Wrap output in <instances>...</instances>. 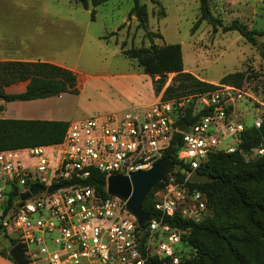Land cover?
<instances>
[{"label": "built area", "instance_id": "obj_1", "mask_svg": "<svg viewBox=\"0 0 264 264\" xmlns=\"http://www.w3.org/2000/svg\"><path fill=\"white\" fill-rule=\"evenodd\" d=\"M191 108V118L208 113L189 125ZM247 124L260 129L263 121L236 117L217 90L70 123L57 145L2 151V227L22 245L29 264H180L187 230L173 222H197L208 212L206 195L193 189L189 178L211 155L241 151ZM176 142V157L189 174L181 181L168 175L169 184L157 192L153 212L140 228L127 203L108 193V179L151 170ZM252 151L264 155V148ZM93 172L106 177V195L81 182ZM63 184L66 188L57 192L21 200L33 186ZM176 190L179 202L171 197Z\"/></svg>", "mask_w": 264, "mask_h": 264}, {"label": "rangeland", "instance_id": "obj_2", "mask_svg": "<svg viewBox=\"0 0 264 264\" xmlns=\"http://www.w3.org/2000/svg\"><path fill=\"white\" fill-rule=\"evenodd\" d=\"M12 1L1 0L2 22L5 25L12 22L24 24L31 19L33 26L46 24L50 33L55 34V39L49 40L54 46L48 49L64 59L67 68L78 75L79 94L65 96L52 108L57 116L71 123L125 114L133 107H151L163 100L164 91L176 75H168L163 91L157 96L153 82L160 77L145 75L137 61L128 59L123 53V48H149L148 32L162 35V38L154 39L159 47L180 44L185 72L217 86L221 96L231 104L236 117L249 123L256 118L264 122V37H257L258 44L252 45L237 32L225 33L222 27L214 32L212 24L206 20L196 27L201 20L199 0H143L141 5L145 6L147 30L141 26L137 15L131 16L133 0H110L94 8L95 20L91 16L92 10H85L73 0H21L23 9L27 10L21 16L12 14ZM209 4L212 15L223 26L239 21L250 30H264V0H209ZM42 10H47L48 15H43ZM131 73L136 78L128 81L131 89L118 91L113 85L114 78ZM237 73L242 76L241 86L221 84L224 77ZM191 96L195 95L170 100ZM150 97H153V103L141 105V101ZM10 107L7 114L20 110ZM48 153L52 155V152ZM260 157L252 151L251 155H246V160L253 162ZM247 189L255 197L264 198V180ZM158 191L153 194V200L157 199ZM178 193L181 191H174L171 197L179 202L181 197ZM213 206L214 210L208 207L200 221H188L201 224L213 217L212 224L238 227L243 232V240L256 239V230L249 223L246 211L237 206L233 197L221 193ZM255 220L264 227V217L258 216ZM6 235L12 236L11 232L0 229V251L10 255L13 247ZM189 236L208 254V264L224 258L226 262L230 261V252L223 243L215 244L205 233L192 234L190 229L187 230ZM236 250L240 254L246 253L245 247L237 245ZM200 256L197 250H193L190 260L197 264L196 259Z\"/></svg>", "mask_w": 264, "mask_h": 264}, {"label": "trees", "instance_id": "obj_3", "mask_svg": "<svg viewBox=\"0 0 264 264\" xmlns=\"http://www.w3.org/2000/svg\"><path fill=\"white\" fill-rule=\"evenodd\" d=\"M110 0H73L74 3L81 5L85 10H92L91 16L95 20V10L99 6L108 3ZM143 0H133L134 6L131 10V16L137 15L141 26L146 28L145 6L141 5ZM201 9V20L196 27L204 20L209 21L214 32L218 27H222L225 33L237 32L247 43L257 45V37H264V30H250L246 24L239 21L232 22L229 26H223L222 22L216 19L210 10L209 0H199ZM158 4V2H156ZM151 46L149 48H132L123 53L128 59L136 60L139 68L145 75L151 77L159 76L160 79L154 81V90L158 96L166 85V79L169 74H175L173 83L164 91L163 101H168L174 97H183L189 95L207 94L218 89L217 86L203 82L190 73L185 72L182 46L180 44H166L162 47L154 43L155 38H162L161 34L147 33ZM241 74H231L221 80L222 85L241 86ZM19 83H28L26 90L19 94H9L6 88ZM78 75L70 69L60 67L50 63L43 62H22L10 61L0 62V103L10 102H29L40 99L58 97L62 94L78 95ZM4 110L0 106V113ZM192 108L189 110V116L185 121L190 125L195 123L208 112L203 111L199 117L191 118ZM70 123L54 120H13L0 119V152L6 150H19L25 148H36L41 146H52L60 144L66 135ZM180 138L177 137V142ZM174 143L166 158L179 164L176 154L177 144ZM264 148V122L260 129L247 124L246 131L243 134V144L241 151L233 154L216 153L210 156L208 162L198 169L201 175L208 177L210 181L205 184H190L205 192L208 196V207L212 211L216 199H219L221 193L230 195L234 198L237 206L246 211L249 223L256 230V239L243 240V232L236 226L212 224L213 217L207 218L201 224H194L190 221L176 219L173 224L184 229H190L192 234L205 233L208 238L217 243H223L230 252V261L226 259L214 260L213 264H264V227L255 220L256 217H264V198L255 197L249 193L247 187L258 184L264 180V155L258 160L247 162L246 155H251L252 150ZM183 167H187L183 165ZM179 180H184L185 176L178 172H173ZM169 176L149 194L146 198L143 209L147 213L153 212L155 200L153 194L164 189ZM95 189V191L106 195V177L99 172H93L88 180L81 181ZM74 184V181L67 182ZM12 195L10 203L13 200ZM0 229H3L0 222ZM11 246L18 244L16 239L6 235ZM245 247L246 253L240 254L236 246ZM197 250L201 256L196 259L197 264H208L209 256L204 249L200 247L193 239L184 237L180 264H195L190 260V253ZM0 255L10 259L15 264L14 259L5 251H0ZM232 262V263H231ZM149 264H163L157 260H151Z\"/></svg>", "mask_w": 264, "mask_h": 264}, {"label": "crops", "instance_id": "obj_4", "mask_svg": "<svg viewBox=\"0 0 264 264\" xmlns=\"http://www.w3.org/2000/svg\"><path fill=\"white\" fill-rule=\"evenodd\" d=\"M12 4L14 6V8H12V14L14 16H21L27 11L23 9L21 0H13ZM1 5L2 3L0 0V7ZM2 11L3 9H0V13ZM41 13L43 15H48L47 10H42ZM29 15L31 14L29 13ZM30 23L31 19L28 20V23L24 24L12 22L10 25H5L0 18V62H43L67 68L65 60L60 58L59 55H55L54 52H51V49H48L49 47L54 46V44H50L49 40L51 38L55 39V34L50 33L46 24L33 26ZM114 79L113 85L118 91L128 92L131 89L128 87V81L136 78L134 74L131 73L118 75ZM27 84L28 83H19L12 85L6 88V92L9 94L23 93L26 90ZM67 95L71 94H62L58 97L22 102L20 104H15L17 102L6 103L2 101L0 106H2L4 110L1 112L0 119L54 120L71 123L72 121H68L60 116H57L52 109L55 107V102L60 99H64ZM153 102V97H150L141 101V105H148ZM10 105H12L11 107H16L20 110L7 114L6 112ZM0 264L15 263L0 255Z\"/></svg>", "mask_w": 264, "mask_h": 264}, {"label": "water", "instance_id": "obj_5", "mask_svg": "<svg viewBox=\"0 0 264 264\" xmlns=\"http://www.w3.org/2000/svg\"><path fill=\"white\" fill-rule=\"evenodd\" d=\"M186 128L187 124L185 123L180 126L181 131H185ZM171 172H178L184 176L189 174V171L180 163L175 164L173 160L165 158L159 161L151 170L133 173L131 177L113 176L109 178L108 193L126 202L128 212L136 217L140 228H144L150 217V214L143 209L144 202L157 185L162 183ZM189 181L193 184H205L210 179L199 172H194L191 174ZM64 188H66L65 184L48 188L33 186L30 192L21 196V200L26 201L31 195L38 192L54 193ZM4 218L5 216H2L0 221L2 222ZM143 234L144 232H142V236ZM10 256L16 264H29L21 244H17L12 248Z\"/></svg>", "mask_w": 264, "mask_h": 264}]
</instances>
